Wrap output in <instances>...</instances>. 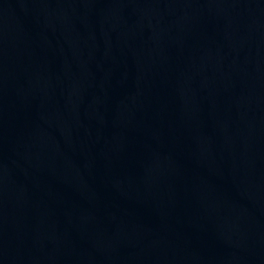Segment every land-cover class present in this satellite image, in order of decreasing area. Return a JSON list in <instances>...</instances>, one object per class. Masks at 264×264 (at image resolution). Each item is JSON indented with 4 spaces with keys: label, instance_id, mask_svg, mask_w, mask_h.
Returning <instances> with one entry per match:
<instances>
[{
    "label": "water",
    "instance_id": "obj_1",
    "mask_svg": "<svg viewBox=\"0 0 264 264\" xmlns=\"http://www.w3.org/2000/svg\"><path fill=\"white\" fill-rule=\"evenodd\" d=\"M0 264H264V0H0Z\"/></svg>",
    "mask_w": 264,
    "mask_h": 264
}]
</instances>
